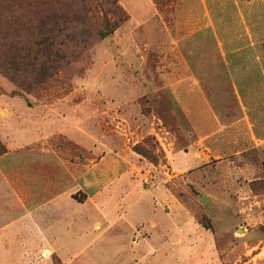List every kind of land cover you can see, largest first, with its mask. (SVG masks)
<instances>
[{
  "label": "rangeland",
  "instance_id": "rangeland-1",
  "mask_svg": "<svg viewBox=\"0 0 264 264\" xmlns=\"http://www.w3.org/2000/svg\"><path fill=\"white\" fill-rule=\"evenodd\" d=\"M1 122L116 167L74 264H264V0H0Z\"/></svg>",
  "mask_w": 264,
  "mask_h": 264
},
{
  "label": "crops",
  "instance_id": "crops-1",
  "mask_svg": "<svg viewBox=\"0 0 264 264\" xmlns=\"http://www.w3.org/2000/svg\"><path fill=\"white\" fill-rule=\"evenodd\" d=\"M40 123L37 131L0 123L8 147L0 155V264H54L55 258L74 264L101 237L98 224L114 226L122 218L120 185L109 190L116 167L103 156L86 170L74 169L67 150L51 144V126ZM74 186L83 200L74 197Z\"/></svg>",
  "mask_w": 264,
  "mask_h": 264
}]
</instances>
